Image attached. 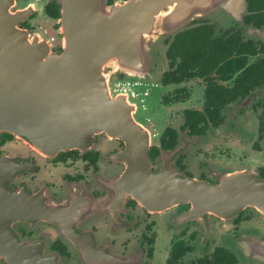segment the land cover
<instances>
[{
	"label": "flooded vegetation",
	"instance_id": "1",
	"mask_svg": "<svg viewBox=\"0 0 264 264\" xmlns=\"http://www.w3.org/2000/svg\"><path fill=\"white\" fill-rule=\"evenodd\" d=\"M50 1L16 0L12 10L35 8L21 23L32 32L43 26L39 23L45 17L52 19L45 11ZM116 1L125 0L107 3ZM255 2L254 13L264 14V0ZM217 13L232 18L220 7L163 34L156 43L160 48L153 47L160 57L166 52V64L155 72L150 67L145 77L131 81L136 93L117 91L135 101L136 115L140 109L167 108L168 121L161 130L149 114L145 119L152 128L141 122L151 141L148 154L154 174L170 167L184 177L214 184L236 171L264 178V85L243 91L241 70L232 72L233 67H203L200 73L184 75L176 67L180 58L172 67L167 57L170 44L194 27L211 26L215 36L224 28L235 34L243 30L234 19L223 25ZM52 37L53 49L60 51V35ZM167 73L175 79L166 81ZM112 76L113 84L126 80L122 71ZM155 92L157 101L151 103ZM246 99L247 105L241 106ZM197 111L204 113L207 125L184 126ZM177 118L182 119L179 127L171 124ZM126 148L124 139L102 131L90 145L51 154L1 132L0 159H14L11 171L17 162L10 186L26 208L11 223L12 239L5 242L12 248L8 256L0 254V264H264L262 210L248 205L221 215L196 209L191 200L150 209L130 192L129 162L121 155Z\"/></svg>",
	"mask_w": 264,
	"mask_h": 264
},
{
	"label": "water",
	"instance_id": "2",
	"mask_svg": "<svg viewBox=\"0 0 264 264\" xmlns=\"http://www.w3.org/2000/svg\"><path fill=\"white\" fill-rule=\"evenodd\" d=\"M57 1L60 51L53 49L51 38L21 26L34 7L15 12L16 0H0V133L11 132L52 154L90 145L95 134L106 131L126 141L121 154L129 162L126 180L148 208L191 200L196 209L221 215L248 205L264 212V178L257 173L236 171L216 184L184 177L170 167L152 173L151 141L136 118L137 105L127 92L112 87L116 71L129 81L148 74L149 41L156 31H173L220 7L232 15L238 10L243 20L247 0ZM243 32L264 37V28L248 26ZM107 65L111 69L106 71ZM11 160L0 159V254L5 255L12 248L5 242L12 239L11 223L26 208L10 186L18 168L16 161L13 171L8 168Z\"/></svg>",
	"mask_w": 264,
	"mask_h": 264
},
{
	"label": "trees",
	"instance_id": "3",
	"mask_svg": "<svg viewBox=\"0 0 264 264\" xmlns=\"http://www.w3.org/2000/svg\"><path fill=\"white\" fill-rule=\"evenodd\" d=\"M249 11L244 15L245 25L264 27V14L254 13L255 0H247ZM46 13L54 19L60 15L57 0H51L45 7ZM57 27L58 25L55 24ZM198 26L189 31L188 35L180 34L169 46L167 57L172 67L177 62L178 71L187 74H196L203 71V67H233L232 72L241 70L238 75L241 89L247 92L251 88L264 85V38L246 35L243 30L236 34L232 29H221L219 35H214L211 26ZM192 33V36H189ZM167 73L166 81L175 79ZM176 78V80H179ZM245 94V93H243ZM217 99V97H215ZM214 98V100H216ZM192 117H187L184 126L191 128L203 127L206 119L203 112L197 111ZM209 122V120H208ZM207 125V121L205 122Z\"/></svg>",
	"mask_w": 264,
	"mask_h": 264
},
{
	"label": "rangeland",
	"instance_id": "4",
	"mask_svg": "<svg viewBox=\"0 0 264 264\" xmlns=\"http://www.w3.org/2000/svg\"><path fill=\"white\" fill-rule=\"evenodd\" d=\"M41 10V9H40ZM224 10H226V9H224ZM228 13H230L228 10H226ZM42 14V13H41ZM218 14V16H220V17H215L216 18V20L217 19H219L218 21H221V23L223 24V25H225V24H232L233 22L232 21H236V22H240V23H242L243 24V20L242 19H240L238 16H239V11L238 10H236L235 11V13L232 15V13H230L232 16V18H230V19H227V17H225V15L224 14H222V13H217ZM214 16V15H213ZM45 17V16H44ZM234 19V20H233ZM42 21V23H39V25L40 24H43V26L42 27H40L39 25V27H37L36 28V30L35 31H32V33H35V32H40L41 34H44L45 36H47V37H49V38H51V36H55L56 34H58L57 32H56V26H54L55 28H53V25L55 24V23H57L56 22V20H54V19H47L46 17L44 18V20H41ZM188 22V21H187ZM186 23V22H185ZM184 23V24H185ZM180 25H183V24H180ZM179 25V26H180ZM178 26V27H179ZM177 27V28H178ZM248 26L247 25H245L244 27H243V30L245 29V28H247ZM166 33V32H165ZM165 33H161L160 31H156L155 33H154V35L151 37V39H150V41H149V46H150V49H149V51H148V57H149V69L148 70H150V67H152L153 68V72H155L156 71V68L157 67H159L160 66V64H166V61L164 60L165 58H166V52L164 53V55L162 54V57H160L159 56V54H158V52L157 51H154V47H153V45H155L157 42H158V40L160 39V37L161 36H163V34H165ZM246 35H251V36H259V35H257V34H251V33H248V32H244ZM51 36H50V35ZM259 37H262V36H259ZM262 38H264V37H262ZM157 46V49H159L160 48V44L158 43V44H156ZM159 46V47H158ZM162 65H161V67H162ZM107 68H108V70H110L111 68H110V66H108L107 65V67H106V71H107ZM148 73H149V71H148ZM157 92H155L150 98L151 99H149V101L151 102V103H155L156 101H157ZM156 106H154V109H153V111L152 112H148V111H143L142 109H140V112H139V114H137L136 115V118H137V120L138 121H140V122H142L143 124H145V125H147L148 127H151L150 126V124L147 122V120L145 119L146 118V116L149 114L150 116H151V118H152V121L154 122V126L158 129V130H161L164 126H165V123L168 121V118H167V108H165V107H157V108H155ZM179 112H181V110L179 109L178 110V113ZM177 117H179V116H177ZM250 121V120H249ZM249 121H247V127H250V125H249ZM182 122V119H179V118H177L173 123H171L173 126H175V127H179L180 126V123ZM152 128V127H151Z\"/></svg>",
	"mask_w": 264,
	"mask_h": 264
},
{
	"label": "built area",
	"instance_id": "5",
	"mask_svg": "<svg viewBox=\"0 0 264 264\" xmlns=\"http://www.w3.org/2000/svg\"><path fill=\"white\" fill-rule=\"evenodd\" d=\"M52 39V41L54 40V37H52L51 38ZM131 81H129V80H121V79H118V80H116L115 82H114V84L112 85V87H113V92H117L118 90H122V89H124V90H131V92L134 94V93H136L132 88H131Z\"/></svg>",
	"mask_w": 264,
	"mask_h": 264
}]
</instances>
